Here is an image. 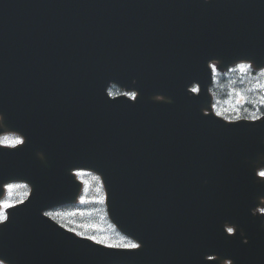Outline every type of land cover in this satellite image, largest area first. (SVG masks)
I'll list each match as a JSON object with an SVG mask.
<instances>
[{
    "label": "water",
    "instance_id": "95a60500",
    "mask_svg": "<svg viewBox=\"0 0 264 264\" xmlns=\"http://www.w3.org/2000/svg\"><path fill=\"white\" fill-rule=\"evenodd\" d=\"M214 61L264 67V0H0V135L25 139L0 144V199L10 181L31 186L0 224V259L264 264V116L214 112ZM112 83L136 98L112 97ZM76 169L101 176L140 251L45 213L78 200Z\"/></svg>",
    "mask_w": 264,
    "mask_h": 264
},
{
    "label": "trees",
    "instance_id": "16d2710c",
    "mask_svg": "<svg viewBox=\"0 0 264 264\" xmlns=\"http://www.w3.org/2000/svg\"><path fill=\"white\" fill-rule=\"evenodd\" d=\"M238 66L226 72L216 71L215 82L212 86L216 109L228 118L263 115L264 75L260 74L261 70L253 68L246 73L241 72ZM92 182L93 187L99 188L100 183L97 176H93ZM94 204L98 205L92 202V205ZM82 205H85V199ZM101 211L104 215L106 214L104 206ZM105 218H107L106 215Z\"/></svg>",
    "mask_w": 264,
    "mask_h": 264
},
{
    "label": "rangeland",
    "instance_id": "374dc122",
    "mask_svg": "<svg viewBox=\"0 0 264 264\" xmlns=\"http://www.w3.org/2000/svg\"><path fill=\"white\" fill-rule=\"evenodd\" d=\"M8 138L12 137L4 135L0 138V142L5 144V141L8 140ZM78 175H80V178H82L83 180L87 179L91 181L94 173L82 171L78 172ZM12 185H14V187L11 188L13 190L12 195L8 200L3 201H8L9 203L14 205L22 202L26 198L28 194V188L22 183H14ZM88 194L90 195L91 202H96L101 206H91V208L80 207L81 210L79 217H77L76 214H72L70 209L58 208L53 210L54 213L62 218H65L68 222H71L72 225H76V227L78 228H87L92 230L96 235L94 237H96L98 240L104 238L111 239L113 241L112 243H135L125 238L122 234H119L116 230L113 229V226H111L109 222L106 221L105 215L101 211V209L103 208L102 205H104L105 201V192L102 184L100 183L99 188H93L92 185Z\"/></svg>",
    "mask_w": 264,
    "mask_h": 264
},
{
    "label": "snow or ice",
    "instance_id": "6c2138e0",
    "mask_svg": "<svg viewBox=\"0 0 264 264\" xmlns=\"http://www.w3.org/2000/svg\"><path fill=\"white\" fill-rule=\"evenodd\" d=\"M239 70L241 72H247L249 70L252 69V65L251 64H241L238 66ZM261 75H264V69L261 70L260 72ZM133 98H135V93L131 94ZM23 143V141L16 139L14 141H12L9 146L14 147L17 144H21ZM262 176H264V173H261ZM12 187H14V185H8V188L11 189ZM14 205L9 203L8 201H3L0 202V224L5 223L6 221H8L9 219V215H8V210L13 209ZM233 229L229 228L228 232L232 233ZM87 239L95 241L96 243L99 244H103L106 247H108L109 249H122L124 250L123 253H136L138 251H140L142 249V245L138 244V243H107L105 239H97L94 236L91 237H87Z\"/></svg>",
    "mask_w": 264,
    "mask_h": 264
},
{
    "label": "flooded vegetation",
    "instance_id": "af4514ba",
    "mask_svg": "<svg viewBox=\"0 0 264 264\" xmlns=\"http://www.w3.org/2000/svg\"><path fill=\"white\" fill-rule=\"evenodd\" d=\"M120 94V91H118L117 89H115L114 91V95ZM263 173H264V169H263ZM262 212L264 213V203L262 204Z\"/></svg>",
    "mask_w": 264,
    "mask_h": 264
}]
</instances>
